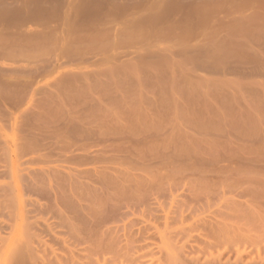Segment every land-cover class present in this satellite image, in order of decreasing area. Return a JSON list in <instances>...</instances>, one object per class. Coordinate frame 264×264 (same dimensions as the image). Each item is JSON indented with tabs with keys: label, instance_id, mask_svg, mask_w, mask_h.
<instances>
[{
	"label": "rangeland",
	"instance_id": "1",
	"mask_svg": "<svg viewBox=\"0 0 264 264\" xmlns=\"http://www.w3.org/2000/svg\"><path fill=\"white\" fill-rule=\"evenodd\" d=\"M106 130L110 142L103 143ZM243 138L264 141V0H0V157L11 158L14 150L31 159L21 164L19 177L34 171L49 183L44 174L50 170L63 174L83 160L90 168L95 158L89 153L87 162L76 148L108 142L118 150L98 160L111 157V168L166 173L171 155L178 168L169 165V172L189 173L237 152ZM220 145L228 150L219 152ZM0 159L2 166L10 163ZM160 162L164 171L157 170ZM4 174L0 183L11 184ZM23 177V198L47 207L31 215L38 222L25 264H97L98 258L107 264L102 258L109 261L108 255L93 248L111 239H121L123 250V232L114 234L70 208L62 212L70 218L56 216L60 205L51 183L30 187ZM233 257L224 255L228 264Z\"/></svg>",
	"mask_w": 264,
	"mask_h": 264
},
{
	"label": "bare ground",
	"instance_id": "2",
	"mask_svg": "<svg viewBox=\"0 0 264 264\" xmlns=\"http://www.w3.org/2000/svg\"><path fill=\"white\" fill-rule=\"evenodd\" d=\"M71 9L73 10V7H69L68 11ZM141 118H139V120ZM139 120L137 123H142V121ZM141 123L139 125H141ZM143 127L147 128L145 123ZM142 129L144 130V128ZM68 131L66 133H68ZM88 131L90 133V130ZM108 132H110V130L105 131V137L100 133L101 136L104 137V140L101 139L103 143L104 141L110 142L108 138L110 133ZM151 132L152 131H150V133ZM89 133H86V136H90ZM140 133L138 135L136 134V138L137 136L139 137V135L140 137L144 135V132L143 134L142 132ZM157 133L155 132L154 134L157 136ZM149 134L146 137H150ZM164 134L163 132V136H165ZM111 136H114L113 132ZM160 136H162V132ZM63 139L66 140L65 137ZM120 139H118V141ZM141 139H143V137ZM245 139L247 140V138ZM245 139H240L239 143L245 145L238 147L239 149H236L238 150L237 152L231 149L232 152H230L232 154L227 151L228 149L224 150L227 148L226 146H217L218 151L221 147V149L224 150H221V152L225 153V151H227L224 155H227V153L228 155L226 157H219L223 159L212 160L211 158V161L208 159L209 165L208 163L203 165L206 162L202 163L197 169L195 167V169L191 168L192 171L189 173L186 172L187 170L184 172L183 169L179 172L176 170L169 172V169L172 170V167L169 165H173L171 160H175L176 157L172 155L174 158H171V155H168L170 157L169 159L166 155L168 157L167 161L165 158L166 156L162 158L165 159L164 161L168 162V172L161 173L162 170H160L161 172L158 171L160 174L151 173V171L147 169V172L144 170L145 174L142 175H140L141 173L136 175L137 173L134 171L132 172V169H126L127 171L124 169V171H121L120 168H115V166L111 168L113 166L109 163L115 162L110 160L112 159L111 157L110 159L107 158L110 162H107L109 160L106 158V160L104 159L105 161L98 160L106 155V153L110 151L109 149H112L113 152L117 151L118 149L115 148L116 143L113 142V144H111L108 142L109 145L106 143L107 146H102L100 148L95 147L97 148H93L95 150H90L86 144H82L77 147L75 151H83V156H85L86 152V157H88L86 159L87 162H89V153L92 154V157H90L91 159L95 158L96 162L94 160L93 163L90 160L93 163V165H91L92 163L90 164V168L86 167L89 165L88 163H85L87 165L84 164L85 161L83 159L85 158H81L80 160L84 161L82 162L85 168L79 160L81 163L77 165L78 167L75 166V168H72L71 166L69 169L65 167L66 170L62 167L65 171L63 174L58 169L50 170V173L44 174L47 176L49 183H51V188L54 189V194H52L55 196L54 201L60 205L58 206L59 209L54 208V214L59 211L61 217H64V215L67 217L69 213L66 215L65 212L73 209V211H77L78 214L89 216L94 223L98 222L102 225L104 224L107 230H112V233L114 231V234L121 231V235L123 232V237H125L124 239L126 240V245L123 243V250L126 248L125 251L121 249L122 246L118 245L121 239L119 242L115 239L110 240H115L116 243H109L110 241H107L108 243H103V241H99V245L95 244L97 247L93 248L95 249L93 251H97L96 253L99 252L108 255L110 258V260H108L110 262L112 260L110 264H154L156 260L158 264H198L201 258L206 262L204 264H228L226 263L227 260L224 259V255L227 252H230V254H233V252L235 253L236 257H233V259H236L232 261L234 264H264V141L263 138L253 141V138L252 141L249 139L247 140L251 142V144H248ZM260 139L261 141H259ZM243 140L245 143L242 142ZM130 141H128V143H130ZM151 141L154 140L151 139ZM144 143H146V141ZM237 143L238 141L236 144ZM225 144L229 148V144H232V142L229 143L228 141ZM149 145L147 147H149ZM96 146L100 145L96 144ZM136 146L137 143L135 147ZM128 149H130V147ZM148 150L147 152L151 149ZM215 151L217 153V150ZM122 152L124 153L125 150ZM219 152L217 155L213 152L217 158L220 154ZM10 153L12 155L11 158L10 154L7 155L9 157L6 155V157H0L4 158V160L7 158L10 159L8 165L3 163L5 166H2L0 162V176L4 173V178L6 174H10L9 177L11 176L10 182L8 181L11 184L3 185L2 182L0 183V264H25L28 255L30 256L33 254L31 249V231L38 222L37 220L31 222V215L35 217L38 214L34 215L33 213L47 207L45 206L43 208L44 205L42 206V204H38V201H33L30 198L32 202L28 203V201L23 198L26 197L23 195V191L26 190H24V188L28 186L24 185V188H22V185L21 187L20 183H23V181L20 177H23L24 174L20 177L19 175L25 173L22 172L24 170L21 168L26 163L28 164V160L26 159L30 158L25 159V156L22 154L18 155L14 150L10 151ZM114 154L118 155L119 153ZM135 154L136 153H134V155ZM20 155H22L21 158L19 157ZM146 155L148 156V153ZM212 155L210 157L216 158ZM127 156L131 158L129 155ZM138 156L140 157V155ZM201 159L202 158H200L199 161ZM4 160L2 159V162H4ZM169 161L171 162L169 163ZM23 162L25 164L21 165ZM160 163L162 167L157 166V170L160 168L164 171L166 165H162V162ZM176 163L174 164L177 165ZM195 163L194 161V164ZM175 165L173 166L176 167ZM82 166L83 168H81ZM27 170H29V168H27L26 171ZM30 170L29 172H31ZM155 170L156 168L154 171ZM157 170L155 172H157ZM27 173L28 171L25 175L27 177L24 176L23 180L28 178L29 173L28 175ZM34 174V171L30 174L28 185L38 182L36 186L42 187L43 185L41 186L39 184H43L45 181L47 183V180L44 179L45 181L43 182V179L41 180V178L45 176H40L39 180V174L37 172L36 176H34ZM9 177H7V179H9ZM30 187H32V185ZM29 189L27 190L31 193L32 190ZM39 189L42 191L44 187L43 189ZM28 191L26 193H28ZM32 194L34 197L35 193L32 192L31 195ZM34 202L37 203V206L41 205L42 207L38 206L39 208H36V203ZM26 207H32L33 209L28 210ZM61 208L63 210H61ZM68 208L70 209L68 210ZM42 211L45 212V210ZM63 211L65 212L62 213ZM75 212L71 213L75 214ZM59 213L56 214V216L60 217ZM41 217L42 216L39 217L40 220H43ZM108 224L109 226L111 224L110 229L107 226ZM114 228L115 230H113ZM147 240L150 241L147 242ZM141 242L143 244H141ZM139 244L140 246H138ZM124 246L126 247L124 248ZM32 257L33 256L29 258ZM106 257H103L104 259L102 258V260L104 263L108 264L109 261L105 260L107 259ZM100 260L99 258L96 260L97 264H101ZM230 260L231 257L230 259L228 258V261Z\"/></svg>",
	"mask_w": 264,
	"mask_h": 264
}]
</instances>
